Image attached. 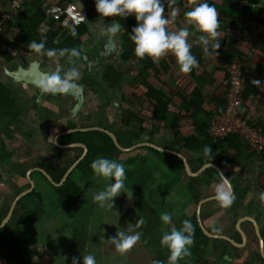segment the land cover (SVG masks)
<instances>
[{
	"label": "crops",
	"instance_id": "1",
	"mask_svg": "<svg viewBox=\"0 0 264 264\" xmlns=\"http://www.w3.org/2000/svg\"><path fill=\"white\" fill-rule=\"evenodd\" d=\"M11 1L12 0H0V8L3 6L8 8ZM37 1L45 8L53 4H76L80 9L88 12L90 23L97 29H99L103 23L107 24L111 20L116 19V17L99 18V14L95 11L93 0ZM163 2L164 14L170 19V23L167 27L174 31L180 27L188 26L190 32L188 40L190 43L195 41L196 36L200 35V33L196 32L190 25L185 24V17L183 14L193 7L195 3L199 2V0H163ZM208 2L214 6L218 12L219 27L216 39L220 42V46L216 49H211L210 44L209 52L206 53L202 50L199 43H193L190 51L195 56L198 64L188 73L179 71L175 58L171 54L162 56L155 62L152 60L154 67L148 71L147 81L170 101L167 112L163 114H154L153 106L149 100L145 98V94L148 90L143 85H136L137 66L134 62L123 64L120 69L123 72L122 77L125 78L127 74L132 75L134 81L132 83H126L124 82L126 79L122 78L119 86L111 91L106 89L107 91L103 93V95L102 87H107L105 83L100 84L97 82L96 84L94 81L90 82L88 78L84 77L82 82L87 86V91L85 92L86 100L74 117L71 114V110L75 105V100L73 98L65 97L63 100L54 99L42 101L41 104L38 105L41 107L40 109L33 112L26 111V114H23V112H25L23 108H26L25 101L27 100L22 98L19 102L21 114L18 119L19 128L17 131H19L18 133L21 136L19 138H21L23 142L19 143V145H15L16 154L11 160L0 163V203H3L0 209L7 205H9L10 208L17 195L27 188L25 174L29 169L34 167L36 161L46 163L51 160L52 155L57 154L58 147L54 143V138L58 133L70 130L69 123L74 125L72 129L98 127L108 130L116 136L118 143L123 147H130L135 144H144L147 142L155 144L164 149L183 155L192 172L198 171L202 166H198L196 159H192L191 152L186 150L182 143L183 140L187 138H201L203 135L201 129H203L205 125H208L207 129H204L205 132L208 131L209 134L212 135L209 127L210 122L217 113V108L219 104L222 103V99H225L227 93V54L229 51L237 50V48L246 52L248 55L245 71V78L248 80L247 103L245 104L246 106L243 107V110L251 121L264 124V0H208ZM251 2H253V5L258 9L262 10V12L258 11L252 16H241L240 12L243 7ZM173 9L176 11L175 16L171 15ZM226 14H228V16H226ZM231 14L239 18L234 20V17H229ZM127 18L131 19L134 18V16L129 15ZM59 23V21H55L54 30L58 33V36L62 38L66 30L70 29L72 26L68 23L61 22L63 29L59 30ZM47 29V26L45 27L44 25L40 31L45 32ZM118 35L119 33L115 36L116 40ZM103 36L107 37V35H102V37ZM74 37L75 39L81 40L82 44L80 45L88 48L94 43L89 28L87 34L83 36L75 34ZM229 41L234 44H229ZM87 43L89 44L86 45ZM96 50H98V48ZM41 55L47 56L46 53L36 54V56ZM1 62L0 60L3 71L4 62ZM50 62H52L51 64L53 66H59L61 64L54 59H50ZM162 63L164 64L162 65ZM48 64L50 63L48 62ZM107 65L108 64H105L104 67ZM6 66L10 69H14L15 61L7 63ZM3 80L6 81V77L3 78ZM89 83H93V85L90 86ZM104 94H106V96ZM133 94L141 97L139 99L141 110L139 115L145 120L143 124L145 127L144 132L122 125V120L126 115L123 109L128 108L125 104L126 100L124 102L122 99L125 97L133 102ZM115 103L121 108L123 107L122 111L115 106ZM21 116L23 117L21 118ZM156 117H160L161 119H157ZM50 120L52 123H50ZM20 123L27 128L25 130L21 129L22 126H20ZM41 124L44 126H41ZM39 127H42V130L39 129ZM32 128H37V131H33L32 133ZM14 129L11 130L13 134L15 131ZM12 133H10V135H12ZM177 138H179V140H177ZM13 139L16 138L13 137ZM15 141H18V139ZM43 142L45 144L50 143L51 145H46L40 149L39 146H44ZM244 152H247V154ZM83 153L84 151L80 147L70 148L65 150V155L63 157L64 160L72 162L73 164L80 159ZM255 154L256 153L251 152L249 148L245 147V145H240L239 152H237L236 156L233 158V162L225 164L223 167H219L216 163H207L215 164L220 168L221 172L227 177L232 186L235 198L227 208L221 207L216 200L203 204L201 207L202 223L210 233L226 236L234 243L221 239L209 238L210 241L205 248H197L203 253L200 260L199 254H196L191 264H264V259L260 254V242L257 231L254 224L248 219L252 218L258 226V232L263 239L264 250V200L259 199V194L264 192V161L261 159V156ZM213 170L220 176L219 172L211 167L198 177H195L198 180L197 183L201 185L202 199L213 197L215 194V187L220 183V180H213L209 186L204 184V181ZM179 174L180 185L187 186L190 181L188 175L184 170L180 171ZM108 182L111 181L108 180L104 183L101 181L100 184H94L95 187L93 186L94 189L92 188L91 190L93 191L91 197L95 192L102 190ZM177 183L179 184V182ZM125 192L129 195L132 193L131 198H128L123 192L120 194L122 195L123 203V205L121 203L122 214L118 212L120 215H115V218L126 219V224H128L124 226V229L127 232L129 228H132L131 223H129L125 216L127 213L126 211L130 209L134 210L138 208V206L135 202V194L131 191L128 193L127 190H125ZM243 196L244 200H239ZM30 200V196L25 197L22 201V205L27 207ZM194 213H196V206L193 204L184 207L183 212H180L175 220L174 226L179 228L181 226V221L188 219ZM23 214V209L16 207L15 213L11 217L9 224L12 227L17 226L21 222ZM47 218L49 217L47 216ZM242 218L246 220L240 224L245 239H243L244 237L236 228L238 221ZM50 220L54 224V218ZM178 223L180 225H178ZM49 224L50 222H47V232L50 231L48 230ZM115 226H117V224ZM133 230L134 229H132V231ZM44 235L45 233L43 236ZM43 236L41 234V236L38 237L37 233H30L27 239L29 243V259L33 262L32 264H44V260L50 264H58L59 262L60 264H68L64 260L61 262L59 257L62 256L61 250H57V248L53 249V245L48 244L47 241L43 239ZM102 239L105 240L103 237ZM150 239L153 242L154 237L151 236ZM101 244L102 243H100V245ZM109 245L110 244H106L107 248L104 250L106 252H103V254L100 255L101 257L99 254L95 253L96 251H101L99 246L98 248L95 246L88 247V245L85 246V251L78 255L83 256L84 254L91 253L95 257L96 264H117L119 261L118 264L129 263L127 261L129 258L127 257L125 260L128 263H124L125 260L124 262L121 260L117 261L115 256L113 258L110 252L115 248ZM138 245L142 248V243L139 242ZM159 245L160 243L157 245V250H164V248ZM135 249L136 247L133 246L131 249L127 250L128 254H131L133 258L136 257ZM165 251L168 250L165 249ZM165 251L162 252L164 253ZM107 253L108 258L105 257ZM257 254L260 255L262 259L260 257L256 258ZM152 256V261L154 259L164 261V255L162 256L160 251H157L154 255H150V257ZM151 260H148L146 263H142L138 260L136 264H152ZM187 262L188 261L185 260L183 263L186 264ZM80 264H82V261ZM187 264H190V262Z\"/></svg>",
	"mask_w": 264,
	"mask_h": 264
},
{
	"label": "trees",
	"instance_id": "2",
	"mask_svg": "<svg viewBox=\"0 0 264 264\" xmlns=\"http://www.w3.org/2000/svg\"><path fill=\"white\" fill-rule=\"evenodd\" d=\"M239 1V0H237ZM236 2V1H235ZM91 4V3H90ZM256 4V3H254ZM89 5V4H88ZM87 7V6H85ZM8 10L7 7L3 6L0 8V20H2L3 15ZM261 11L256 6L253 5V2L247 4L241 10V16H252L254 13ZM223 15V14H222ZM228 16V14H226ZM229 17H234L232 14ZM238 16L234 17V20H237ZM52 20V19H51ZM45 14V7L40 4L37 0H27L21 11L20 15L16 16L14 20L6 21L2 24L1 31H0V60L4 63H11L15 61L17 55H14L13 52H16L19 55H36L40 53H46V49L48 48H75L79 46L81 43L80 39H75L74 35L78 34L79 36H83L84 34L88 33V28L85 24H81L78 27H71L70 29L66 30V33L61 38L58 36V33L54 30V23L55 21H51ZM115 20L122 26V30L119 33V40L121 42V58L120 62L123 64L134 62L137 66V77H136V85L144 86L148 90L145 94V98L149 100L151 105L153 106L154 114L158 113H165L167 112L168 105L170 101L167 97L163 96L158 90H156L152 85L149 84L147 81L148 78V71L154 67V63L151 58L144 57L143 59H139L133 55V44L129 39V33L131 31L132 26L136 24L134 18H127V17H116ZM59 30L63 29V25L61 21H59ZM45 25L47 26V31L41 32L40 29ZM41 36L45 38V45L44 49H42L39 53H34L31 49H29V43L32 41L39 42ZM229 44L233 45L231 41ZM69 55L66 53L65 56L60 57L57 55L53 57V59L57 62H64L65 59ZM238 56L241 60L242 65V72L244 77V84H245V93H244V106L247 98V83L248 80L245 78V71H246V62L248 61V55L246 52L237 48V50L229 51L227 54V66L229 65L230 61ZM1 62V63H2ZM164 63H162L163 65ZM123 72L116 68V66L112 64H108L102 69L101 79L103 83L107 85L106 89L111 91L115 87L119 86L122 80ZM227 72H226V87H227ZM5 78L0 74V163L7 162L11 160L13 156L16 154V147L14 143H10L8 140H4L1 137L3 135H10L12 131L10 129L18 128V121L19 116L21 114V109L19 107V102L23 98V91L20 89L16 90L14 85L8 84L3 80ZM92 82V81H90ZM90 86L93 83H89ZM133 102L128 100L127 98H123L122 100L128 106L127 109H123V112L126 114L122 120V125L125 127H132L135 130L140 132L145 131L144 122L145 120L139 115L141 113L139 99L141 97L137 96L136 94L132 96ZM222 103L219 104L217 108V114H221L225 111L226 107V100L222 99ZM123 102V103H124ZM132 103V105H131ZM137 104V105H136ZM138 107V108H137ZM123 108V107H122ZM134 108V109H133ZM137 108V109H136ZM245 112V111H244ZM246 114V112H245ZM247 115V114H246ZM214 116V117H215ZM161 117V116H160ZM160 117H156L159 119ZM161 119V118H160ZM144 120V121H143ZM213 120V119H212ZM211 123V122H210ZM258 126H261L264 131V124L257 123ZM41 126H44L41 124ZM208 125H205L201 132L203 133L202 137L197 138H187L183 140V147L190 151L192 159H196L198 162V166L201 167L207 163H216L219 167H223L225 164L233 162V158L236 156L237 152H239L240 145H245V147L249 148L247 142L241 138L240 136L234 134L230 135L225 140L216 139L214 136L210 135L209 132H205ZM210 127V125H209ZM69 128H74L72 123H69ZM39 129L42 130V127ZM205 129V130H204ZM10 130L9 134L8 131ZM20 130V129H19ZM33 131L36 132L37 128H32ZM19 132V131H18ZM13 138L12 135H10ZM10 138V139H11ZM179 140V138H177ZM60 144H73L81 142L85 144L88 148V153L86 157L78 164V166L72 171L66 181L60 187L53 186L41 173L38 174L41 178L45 180L46 183L55 191V193L60 197L64 206H68L69 208L75 206L79 203L84 196V190L80 185L78 179L82 177H88V179H92L94 174L90 168V162L96 158L97 156H103L109 159H115L118 162H121L125 165V190L128 193L133 192L135 194V202L138 206L136 209H130L126 212H131L129 215L132 217H139L144 218V223H148L149 221L153 220L150 214L153 213V200H147L142 198V194L145 192L148 183V177L151 176L150 169H147L148 161L144 159L140 160L139 157H131V158H124V155L127 153L122 152L119 150L115 144L113 143L112 139L98 131H89V132H76L69 135H65L60 137L59 141ZM204 145H208L211 147L212 151L210 153L211 159L204 157L202 148ZM141 148H138L134 151H138ZM154 153L159 156L163 157L164 165L170 168V172L173 174L176 179H163L164 173L161 172L158 176L154 178L157 186L161 185L160 193L165 195L168 192V187L171 186L170 182H179L180 185V174L179 172L184 170L183 162L181 159L175 155L169 153L159 152L153 148H150ZM57 154L52 155L51 160L47 161L46 163H42L36 161L34 167L43 168L53 179L54 182L59 183L64 174L66 173L67 169L71 166L72 162H68L64 160L65 150L57 149ZM133 152V151H132ZM131 154V152H128ZM256 155V154H255ZM257 156H261V159L264 161V152L258 154ZM229 158V159H228ZM81 176L78 178V176ZM161 178H158V177ZM159 179V180H158ZM190 181L186 187V191L192 195L193 200L189 201L188 204L182 205L181 211L183 212V208L188 206L189 204H193L196 206L199 201L202 199V189L201 185L197 183L196 178H189ZM219 181L220 176L218 173L213 170L212 173L207 177L204 181L205 185H208L213 181ZM108 181V180H107ZM105 181V182H107ZM158 181V182H157ZM148 191V190H147ZM149 192V191H148ZM34 195L38 196L40 200V204L33 210H29L27 207L22 205V201L18 202V208L23 209L24 214L22 216L21 222L12 227L9 223L0 229V264H32L33 262L29 259V244L28 237L32 230L37 229L40 226L41 218L43 216L44 207L41 205L42 197L41 194L38 193L36 190L33 191ZM30 196V195H29ZM244 196L239 200H244ZM171 202V201H170ZM150 206V207H149ZM151 207L153 210H151ZM144 208V209H143ZM9 210V205L5 206L4 208L0 209V223L6 216ZM140 211L142 215L137 213ZM150 211V212H149ZM165 211V209H163ZM168 212V211H167ZM179 211H175L174 216H172L171 225H166L165 231L170 230V228L175 224V220L177 219ZM170 213V212H169ZM171 214V213H170ZM159 219V217H158ZM157 220V219H155ZM192 222L193 225V244L190 248V252L194 253V255L199 254V260L201 255L203 254L201 250L197 248H205L207 243L210 241L208 237H206L203 232L201 231L198 222L196 213H194L191 217L188 218ZM11 221V220H10ZM135 222V221H134ZM155 227L157 225L162 226V222L159 220L154 221ZM144 223L142 225H144ZM136 222L134 223V225ZM133 225V226H134ZM152 223H148L146 226L148 228H152ZM132 227V225H131ZM134 231H138L137 228L134 226L132 227ZM141 228V227H139ZM138 228V229H139ZM143 234V233H142ZM150 237L153 236L152 233L149 232ZM77 240L84 241V234L81 236V232L77 231ZM86 240V239H85ZM144 244L147 247H150L153 251L154 249L157 250V245L159 244L158 241L151 239L144 238ZM142 241V244H143ZM102 243V241L100 242ZM85 244V241H84ZM80 245V243H79ZM150 245V246H148ZM161 247V245H159ZM154 248V249H153ZM121 254V255H120ZM128 252L122 253H113L112 257L114 256L117 260H125V258L131 259V254ZM120 255V256H117ZM262 259V258H261Z\"/></svg>",
	"mask_w": 264,
	"mask_h": 264
},
{
	"label": "clouds",
	"instance_id": "3",
	"mask_svg": "<svg viewBox=\"0 0 264 264\" xmlns=\"http://www.w3.org/2000/svg\"><path fill=\"white\" fill-rule=\"evenodd\" d=\"M93 2L99 18L134 16L136 24L131 28L129 39L133 44V55L139 59L149 57L155 62L162 56L171 54L175 58L179 71L188 73L198 64L195 56L190 51L193 43H199L202 50L206 53L209 52L210 44L211 49H216L220 46V42L216 39L219 27L218 12L208 0H199L183 14L185 24L190 25L196 32L200 33L192 43L188 40L190 35L188 26L180 27L174 31L167 27L170 19L164 14L163 0H93ZM84 11L87 20L88 12ZM175 14L176 11L173 9L171 15L175 16ZM82 18L84 19L83 16ZM85 22L82 24H85ZM88 24L90 30L97 36L107 35L115 37L122 30L118 20H111L107 24L103 23L99 29L92 23ZM44 45L45 38L41 36L39 42L32 41L28 46L34 53H39L44 49ZM45 51L48 57H56L57 55L63 57L66 53L72 58L79 55L76 48H48ZM79 80L80 72L77 67L72 66L64 71L63 74L58 69L55 71H44L34 84L41 94L52 96L57 94L78 95L82 91V85L78 83ZM242 111L244 112L243 109ZM255 123L257 124V122ZM211 151L212 149L208 145H204L202 148L204 157L209 160L212 157L210 156ZM89 166L94 175L111 181L102 190L93 194V202L100 208L113 209L114 198L118 197L122 192L126 194L125 165L115 159L97 156L90 162ZM131 195L132 193L130 195L126 194L128 198H131ZM234 198L227 177L221 173L220 183L215 187L214 199L221 207L227 208L231 205ZM259 199L264 200V192L259 194ZM159 219L164 225H169L172 216L169 212L163 211L159 214ZM143 223L144 218L141 216L136 221L135 227L139 228ZM193 231L192 222L185 219L181 221L179 228L172 226L170 230L162 233L159 243L161 247L168 250L166 264H178V260L191 254ZM141 236L142 233L140 231L129 229L127 232L117 231L115 236L108 239L115 250L124 253L131 249L141 239ZM81 261L82 264H96L95 257L91 253L79 257L73 256L70 264H80ZM152 264H165V261L154 259Z\"/></svg>",
	"mask_w": 264,
	"mask_h": 264
},
{
	"label": "rangeland",
	"instance_id": "4",
	"mask_svg": "<svg viewBox=\"0 0 264 264\" xmlns=\"http://www.w3.org/2000/svg\"><path fill=\"white\" fill-rule=\"evenodd\" d=\"M89 41H92V40H89ZM89 43H87L86 45H88ZM13 54L19 56V54H17L16 52H13ZM21 56L23 57L24 55H21ZM38 57L39 58H45V55H41ZM0 71H2V64H0ZM101 73H102V70L98 71V73L95 76L91 77V79L89 76L87 78L90 81H94L96 84H97V82H99L100 84H103V81L101 79ZM122 78H124V77H122ZM124 79H126L124 81L126 83H132L134 81L133 80L134 77L132 75H128V74ZM13 89H16V90L20 89L21 90V88L16 87V86ZM21 91H23V90H21ZM106 91H107L106 88L102 87V95H103V93H106ZM104 95H106V94H104ZM23 98L25 100H27V101H25V107L27 109L23 108V109H25V112H23V114H26V111L27 112L28 111L33 112V111L41 108L40 106H38V104H35L33 102L31 96L29 98L26 95L25 91L23 92ZM23 106H24V103H23ZM22 117L23 116H21V118ZM16 123H18V121H16ZM50 123H52L51 120H50ZM20 126H22L21 129H23V130H25L27 128L26 126L22 125L21 123H20ZM18 128L14 129L15 130L14 134L12 133V136L14 138L18 139V141H15L16 139L11 138L10 135L9 136L3 135L1 138L4 140H8L10 143H14V145H19V143H22L23 141L21 140V138H19L21 136L17 131ZM10 130H12V129H10ZM10 130L8 131V134H9ZM43 144H44V146H39L40 149H42L46 145L48 146L50 143L45 144L43 142ZM244 153L247 154V152H244ZM135 156L136 157L138 156L140 160L144 159L145 161H148L147 169H150L149 172H151V176L148 177V183H147L148 185L145 189H143V190H145V192L143 193L142 198L147 199V200L151 199L154 201V203H153L154 211L152 214H150V216L152 217L153 220L148 222V223H152L151 226H154V227L151 230V228H148L146 226L148 223H144V225H140L141 228H139V229L137 228V230L143 234L141 236V239L139 241H137L136 244L134 245L136 247V249H135L136 257H134V258L132 257V259H128L127 261L129 263L126 260H125V262H124V260H121V261H123L124 263H128V264H136V261H138V260L142 263H146L148 260H151V258H153V256L150 257V255H154L157 251H160L162 256L164 255L163 259H164L165 264H166L167 256H168V251H165L166 248H164V250H156L153 248L154 249V251H153L150 247H147V245L144 244L143 240H144V238L150 239V235H149V232H150V233H152V235H153L152 237H154V240L155 241L157 240L159 243L160 237H161L162 233L165 232V229L167 227L164 224H162V226L157 225L155 227L154 221L159 220L158 219L159 214L161 212H163V209H165V211L170 212L171 215L173 214L172 216L175 217V215H174L175 211L180 212L181 211L180 208H182V205L184 206V205L188 204L189 201L193 200V198H192V195L186 191V187L179 185L178 183H176L174 181L170 182V184H172V185L168 187L167 194L163 195L160 193V189H161L162 184L157 186L156 183L153 182V181H155L154 178L156 177V175L158 176L161 172H163L164 173V176H163L164 180H165V178L176 179V177H174L173 174L170 172V168L168 166L164 165V163H163L164 160H163L162 156H159L156 153H154L151 149H149V147H143L142 149H140L138 151L131 152V154L130 153H127V155L123 154V157L126 159L131 158V157H135ZM80 177L81 176L79 175L78 178H80ZM158 178H161V177L159 176ZM33 179L36 182V184L38 185L36 188V191L38 193H40L41 197H42L41 205L44 207L43 216H45V217L41 218L42 220H41L40 226L37 229L32 230L31 234L37 233L38 237H40L41 234L43 236V234L45 233V235L43 236V239H45L48 244L53 245L52 246L53 249L57 248V250L58 249L61 250L62 256H59L61 262H62V260H64L68 264H70V261H71V258L73 257V255H77L76 257H79V255L85 251L84 248L87 245H88V247H92V246L98 247L99 246L101 251L99 252V251L95 250L96 251L95 253L99 254V256H100L103 254V252L104 253L106 252V251H104V250H106L105 248H107L106 244H110L109 246L113 247V245H111V243L108 239L109 237L115 236L117 231H126L124 229L125 228L124 226L128 224V223L126 224V221H125L126 219L125 218L124 219L123 218H121V219L115 218V215H120V213L122 214V207H121L122 195H119L118 197L114 198V200H115L114 209L100 208L96 203H94L92 201V197H91V193L93 192V191H91L92 188L94 189L95 185L100 184L101 181L104 183L105 181H107V179H105L103 177L96 176V175H94L92 179H88V177H82V178L78 179L81 187L84 190V196L82 197L81 201L75 205L76 207L73 206L71 208H69L68 206H64L60 197L55 193L54 190H52V188L49 186V184L46 183L45 180L43 178H41L38 174H34ZM2 204L3 203L1 202L0 206ZM122 205H123V203H122ZM151 210H153L152 207H151ZM118 212H120V213H118ZM130 213L131 212H127L125 214V216H126L127 220L129 221V223H131L132 227H134L135 226L134 223L137 221V217L131 218V216L129 215ZM137 213L140 214L141 212L138 211ZM140 215H142V214H140ZM47 216L49 218H47ZM52 218H54V224L50 220ZM155 219H157V220H155ZM47 222H50V224L48 226V230H50V231H48V232H47V226H46ZM116 224H117V226H115ZM170 225H171V222H170ZM173 225H174V223H173ZM178 225H180V224L178 223ZM77 231L81 232V236L83 234L85 235L84 236L85 244H84L83 239L81 241L77 240V238H78ZM102 237L105 238V240L102 239ZM101 241H102V244L100 245ZM142 241H143L142 248H140L138 244H139V242L142 243ZM79 243H80V245H79ZM148 246H150V245H148ZM112 250L113 251L110 252L112 254L113 253L114 254L119 253L115 249H112ZM162 251H165V252L163 253ZM120 255H117V256H120ZM126 255H128V254H126ZM105 257L108 258V253L105 254ZM194 257H195L194 253H191L189 256H186V257L178 260V264L179 263L185 264V263H183L185 260H187L191 264ZM258 257L261 258V256L257 254L256 258H258ZM117 261H119V260H117ZM57 262H59V261H57ZM119 262H117V264ZM44 264H50V263L46 262V260H44ZM58 264H60V262ZM137 264H140V263H137Z\"/></svg>",
	"mask_w": 264,
	"mask_h": 264
},
{
	"label": "water",
	"instance_id": "5",
	"mask_svg": "<svg viewBox=\"0 0 264 264\" xmlns=\"http://www.w3.org/2000/svg\"><path fill=\"white\" fill-rule=\"evenodd\" d=\"M88 23H90L89 18H87V20L85 22V24L89 28ZM89 31L91 33V36H92L94 43L89 48L82 46V45L75 47L77 49L79 55L77 57H73V58L69 56L59 66L51 65L50 59H53V57L46 56L45 58H39L36 55H24L23 57L21 55H19V56H17V58L15 60L14 69L8 68L6 66V63H4V70L1 71L0 74L2 76L6 77V81H5L6 83L12 84V85H14V87L16 86V87L21 88V90H23V92L25 91L26 95L29 98L31 96L33 102L35 104H38V105L41 104L42 101L44 102L46 100L47 101L54 100V99L63 100L65 97L73 98L75 100V105L73 106V108L71 110V114L74 117L76 115V113L81 109L82 105L84 104V102L86 100L85 92L87 91V86L82 82V79L84 77L87 78L88 76L90 78L95 76L98 73V71H101L104 68L105 64H112V65L116 66V68H118V69H121V67H122V63L120 62L121 52H122L121 42L119 40L120 34L118 35V38L116 40L115 37L97 36L96 34H94L90 30V28H89ZM97 48H98V50H96ZM48 62L50 64H48ZM72 66L77 67L79 72H80V80L78 81V83L82 85V91L80 94H78V95L57 94L55 96H52V95H48V94H41L39 92V90L35 87L34 82L40 78L41 74L44 71H55L58 69L61 72V74H63L64 71H66L69 67H72ZM115 106L120 111H122V108L117 103H115ZM89 131H98V132H102V133L108 135L112 139L115 146L119 150H121L122 152H125V153L132 152V151H134L138 148H141V147H150V148H153L159 152L169 153V154L175 155L182 160L183 166H184V171L188 175V177H190V178L198 177L199 175L204 173L208 168H211V167L215 168L219 172V174L222 173L220 168L217 167L215 164H205L198 171L192 172L186 158L179 153L164 149L162 147H159L155 144L148 143V142L144 143V144H135V145H132L130 147H123L118 143L116 136L113 133H111L110 131L102 129V128H98V127H92V128H85V129H70V130L58 133L56 135V137L54 138V143L59 149H70V148L80 147L83 149L84 153L80 157V159H78L76 162H74L69 167V169L66 171L62 180L59 183L54 182L53 179L51 178V176L46 171H44L42 169H37L38 172H40L53 186L60 187L61 185H63V183L66 181V179L71 174V172L76 168V166L83 160V158L88 153V148L85 144L74 143V144H68V145H61L58 142L59 137L69 135L72 133H76V132H89ZM31 172L32 171H29L27 174V179L29 181L30 188L27 189L26 191H23L18 197H16L15 201L10 206L6 216L4 217L2 222L0 223V229L5 227L9 223V221L13 215L14 209L17 206V203L21 200V198L26 197L33 192V190L35 188V182L31 179V176H30ZM231 189L233 192L232 186H231ZM212 200H215L214 196L204 198L201 201H199L198 204L196 205V217H197V222H198V225H199L201 231L203 232V234L206 237H208L210 239H221V240L228 241L230 243H234L230 238L223 236V235L210 233L204 227L202 220H201V207L203 204H205L209 201H212ZM39 204H40V201H39L38 197L33 196V198H31V200H30L28 208L30 210H33ZM248 219L255 226V229L257 231V236H258V239L260 242V245H259L260 254H261L262 258L264 259L263 239L261 237V234L258 232V226L256 225L255 221L252 218H248ZM243 221H246L245 218H242L241 220L238 221L236 228L244 237L243 239H245V235L243 234V231L240 227V224Z\"/></svg>",
	"mask_w": 264,
	"mask_h": 264
},
{
	"label": "built area",
	"instance_id": "6",
	"mask_svg": "<svg viewBox=\"0 0 264 264\" xmlns=\"http://www.w3.org/2000/svg\"><path fill=\"white\" fill-rule=\"evenodd\" d=\"M27 0H12L8 10L0 20L2 24L14 20L20 15V11ZM45 14L49 19L61 21L72 26H79L86 20V13L76 4H53L45 8ZM84 17V19L82 18ZM227 93L225 95V111L217 114L210 123V132L216 139L225 140L230 135H238L243 138L251 152L260 154L264 152V131L255 122H252L242 111L244 107L245 84L242 72L241 60L234 57L226 70Z\"/></svg>",
	"mask_w": 264,
	"mask_h": 264
},
{
	"label": "flooded vegetation",
	"instance_id": "7",
	"mask_svg": "<svg viewBox=\"0 0 264 264\" xmlns=\"http://www.w3.org/2000/svg\"><path fill=\"white\" fill-rule=\"evenodd\" d=\"M105 96H106V95H105ZM37 169H42V170H44L43 168L33 167V168L29 169V170L26 172V174H25V178H26V182H27V186H26L27 188H26L25 190H23V191H26L27 189L30 188V184H29V181H28V179H27V174H28V172H29V171H32L30 176H31V179L34 181V179H33V175L36 174V173L38 172ZM44 171H45V170H44ZM38 173H40V172H38ZM34 182H35V181H34ZM37 186H38V185H37L36 182H35V188H34V190H36ZM34 190H33V191H34ZM23 191H22V192H23ZM22 192H21V193H22ZM21 193H19V194L17 195V197H18ZM32 193H33V192H32ZM32 193L29 194L31 198H33V196H36V195H34V194H32ZM29 195H28V196H29ZM26 197H27V196H26ZM37 197H38V196H37ZM24 199H25V197L21 198L20 201H23ZM20 201H19V202H20ZM16 207H18V203H17V206H16ZM16 207H15V209H16ZM27 208H28V206H27ZM15 209H14L13 214L15 213ZM28 209H29V208H28ZM29 210H30V209H29ZM12 216H13V215H12ZM10 220H11V219H10ZM9 222H10V221H9Z\"/></svg>",
	"mask_w": 264,
	"mask_h": 264
}]
</instances>
